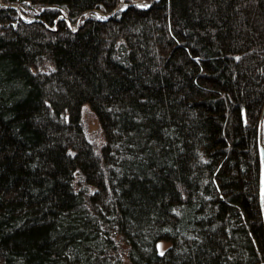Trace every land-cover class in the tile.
Returning a JSON list of instances; mask_svg holds the SVG:
<instances>
[{"label":"trees","instance_id":"16d2710c","mask_svg":"<svg viewBox=\"0 0 264 264\" xmlns=\"http://www.w3.org/2000/svg\"><path fill=\"white\" fill-rule=\"evenodd\" d=\"M1 2L0 264H264V0Z\"/></svg>","mask_w":264,"mask_h":264},{"label":"rangeland","instance_id":"374dc122","mask_svg":"<svg viewBox=\"0 0 264 264\" xmlns=\"http://www.w3.org/2000/svg\"><path fill=\"white\" fill-rule=\"evenodd\" d=\"M133 2H137L138 5L142 4H148L146 1L141 2L142 0H132ZM130 1V2H132ZM0 3L1 0H0ZM125 0H120L118 7L121 8L123 4H127ZM15 5L17 12L22 15V17L29 19L32 18L26 11L25 7L21 6L20 4H13ZM89 12H86L88 14ZM99 16H102V13L100 11L96 12ZM75 27V25L73 26ZM81 118L83 122V127H84V132L86 135V138L93 143L96 151H98L104 141L103 136H102V131L100 129L99 122L97 120V117L95 114L91 111L90 106L88 103H85L81 107ZM169 245L168 242L166 241H159L157 243V248L159 251L164 250L167 246Z\"/></svg>","mask_w":264,"mask_h":264},{"label":"water","instance_id":"95a60500","mask_svg":"<svg viewBox=\"0 0 264 264\" xmlns=\"http://www.w3.org/2000/svg\"><path fill=\"white\" fill-rule=\"evenodd\" d=\"M142 1H146L149 5L151 3H153L156 0H142ZM128 5H132V4H137V2H128ZM13 7H15V5H11ZM16 8V7H15ZM122 8V7H121ZM119 9L118 5L109 13H102V16L104 18H108L110 17L113 13H115V11ZM101 13V12H100ZM24 20L26 21H31L34 18H29L26 19L24 17H22ZM59 18H62V16H60ZM78 27V24H75L74 30ZM258 149H259V157H260V178H259V196H260V203H261V209H262V213H263V220H264V103L263 106L261 108V112L259 115V120H258Z\"/></svg>","mask_w":264,"mask_h":264},{"label":"snow or ice","instance_id":"6c2138e0","mask_svg":"<svg viewBox=\"0 0 264 264\" xmlns=\"http://www.w3.org/2000/svg\"><path fill=\"white\" fill-rule=\"evenodd\" d=\"M128 7H129L128 4H123V5H122V8H123V9H127ZM139 7H148V5H146V4H142V5H139Z\"/></svg>","mask_w":264,"mask_h":264},{"label":"bare ground","instance_id":"6f19581e","mask_svg":"<svg viewBox=\"0 0 264 264\" xmlns=\"http://www.w3.org/2000/svg\"><path fill=\"white\" fill-rule=\"evenodd\" d=\"M141 2H143V1H141Z\"/></svg>","mask_w":264,"mask_h":264},{"label":"built area","instance_id":"2783aa9c","mask_svg":"<svg viewBox=\"0 0 264 264\" xmlns=\"http://www.w3.org/2000/svg\"><path fill=\"white\" fill-rule=\"evenodd\" d=\"M22 16V15H21Z\"/></svg>","mask_w":264,"mask_h":264}]
</instances>
